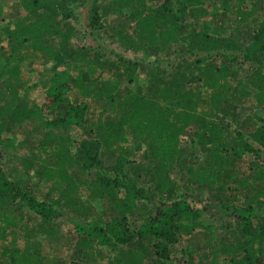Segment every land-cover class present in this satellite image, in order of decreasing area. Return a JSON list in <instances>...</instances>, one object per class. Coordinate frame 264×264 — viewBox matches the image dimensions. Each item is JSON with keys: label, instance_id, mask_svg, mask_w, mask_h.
I'll return each instance as SVG.
<instances>
[{"label": "trees", "instance_id": "obj_1", "mask_svg": "<svg viewBox=\"0 0 264 264\" xmlns=\"http://www.w3.org/2000/svg\"><path fill=\"white\" fill-rule=\"evenodd\" d=\"M218 1L93 0L89 27L96 33L112 30L121 47L144 53L156 50L162 61V54L177 55L176 65L164 74L156 67L109 60L101 54L94 57L85 48L81 51L75 45L80 32L74 22L80 0H0V82L9 78L3 86L8 91L0 88V150L18 148L13 132L22 123H42L45 180L62 192L78 185L73 173L91 172L93 198L121 212L108 228L99 218L87 222L73 218L53 201L39 200L12 169L0 165V242L8 241L0 245L3 264H45L44 241L56 237L62 222L69 224L78 240L76 252L64 264H84L91 257L92 262L94 250H107V255L115 252V264H120L124 247L136 238L152 240L150 254L158 260L156 264H196V252L186 243L205 228V215L218 222L233 218L241 239L261 240L255 222L264 220V190L247 201L235 187L234 170L237 162L248 163V172L255 174L253 181L261 182L264 189V120L254 117L251 127L240 129L228 119L239 102L253 95L251 90L257 108L264 109V18L257 21L264 16V0H233L240 7L239 22H253L248 41L235 31L227 35L211 27L208 19L222 8ZM6 9L8 19L3 14ZM124 17L133 22L131 33L125 27L117 30L119 23L112 24ZM197 20L202 21V31L191 27ZM113 27L119 32L114 33ZM46 38L54 39V45H46ZM29 49L66 67L53 71L43 93L44 107L21 99L20 66ZM240 59L255 66L256 72L253 80H247L251 82L239 81L234 88ZM102 72L106 77H99ZM143 77L147 81H136ZM119 82L144 83L148 91L142 94H147L120 96ZM193 83L212 91L211 110L220 114L216 119L199 122L201 117L194 110L199 95ZM74 91L81 99L70 97ZM91 100L103 109L94 123L87 119ZM196 123L200 129L192 139L193 162L187 177L194 184L228 192V196L217 194L215 201L208 195L196 201L187 191L179 196L180 189L170 179L183 164V137ZM125 127L133 138L130 146ZM75 132L79 138L72 136ZM145 149L147 161L140 164L134 154ZM249 181L242 178L241 184L251 189ZM241 248L226 249L230 259L225 264H264L263 250L259 248L260 255L248 250L243 254ZM83 251L91 252L88 260L83 259ZM232 255L236 256L232 259ZM140 261L143 257L136 262Z\"/></svg>", "mask_w": 264, "mask_h": 264}, {"label": "rangeland", "instance_id": "obj_2", "mask_svg": "<svg viewBox=\"0 0 264 264\" xmlns=\"http://www.w3.org/2000/svg\"><path fill=\"white\" fill-rule=\"evenodd\" d=\"M80 1L79 8L75 9L77 18L74 22L76 23L77 29H79L80 32L75 45H80L79 49L81 51H83L85 48L90 51L91 56L94 57L98 54H101L104 56V58H109V60L111 58L113 60L117 59L119 61L136 63L147 68L156 67L161 71L171 70L170 67L172 65L175 66V63L178 62L177 55L173 53L169 55H167V53L162 54V57H164V60L162 61L157 52H155L156 50L144 53L134 52L130 49L121 47L118 43L117 37L113 34V32H111L112 30H107V32L103 34L102 32L96 33L89 27V11L91 9L93 0ZM253 1L259 2L261 0H250V3H254ZM219 3L220 6H222L220 12L208 19L211 27L216 30L226 31L227 35L235 31L237 35H240L241 39L243 40L248 41L249 38L251 39L253 22L250 21L249 23H246V25L239 22V5L236 4V2H233V0L230 2L229 0H220L218 1V4ZM8 10L9 9L3 10V14L5 15L6 19H8V16H10ZM258 17L259 18L257 21H262L264 18V16ZM117 23L120 24L117 30H119L121 27H125V29L127 28V31H130L129 27L133 25V22H131L130 19H126V17L116 19L112 24H116L114 27H117V25H119ZM114 27V33H118L119 31H117ZM191 27H195L197 31H202V21L197 20L195 23L191 24ZM129 33H131V31ZM46 41V45H54L53 41L55 40L46 38ZM180 47L183 48L182 45H180ZM181 48L177 49L180 50ZM26 58L27 60L20 66L22 72L21 77L23 79V85L20 88L22 102L32 101V103H34L36 106L38 103L44 107L47 105V103L43 97V93L46 92L49 87L50 78L53 75V71H63V69L66 67L59 63V61L51 60L49 57L41 53L33 52L30 49L28 50ZM158 59L161 61L157 63ZM240 62L243 65H241ZM238 63V67L240 69L239 73L237 74L236 79L232 80V87L234 88L238 86L239 81H246L248 83L251 82L247 80H253V74L256 72V67H252L249 64H244V59H240ZM167 73L168 71H166L164 74ZM99 77L103 78L106 76L102 72L100 73ZM7 79L9 78L6 77L0 82V88L3 93L4 91H8L7 87L3 88ZM145 79L144 77L140 79L136 78V81H143ZM112 81L115 83V80H111L110 83H112ZM124 81H127L125 77ZM116 84L119 87L117 94L123 97L126 95L144 96L147 93L142 94V92L148 91L144 83L140 86L136 85L135 82H119ZM88 86L90 88L93 87L91 84H88ZM191 87H193V89H195L194 91L199 95L197 100V108L194 109L196 110L195 113L201 117L199 122H201L203 119H216L220 114L214 110H211L210 103L212 91L206 87H202V85L194 83ZM251 91L253 95L248 97V99L239 102L238 105L229 113L228 122L231 126L241 129L242 125L251 127L254 117L258 118L257 120H264V109L257 108L254 90ZM32 96L35 98L30 99ZM151 96L152 95H149V98H152ZM70 97H78L81 99L78 91L71 93ZM89 103L90 111L88 112L89 116L87 119L89 123H94L103 109L101 108V105L95 100H91ZM112 117L115 118V115H112ZM199 129L200 123H196V125L191 128L183 137L180 145L183 164L173 170L170 179L177 185L176 188L180 189V191H178L179 196L183 195L187 191L190 193V196L193 199H196V201L205 200V196L207 195L209 198L215 201V199L218 197L217 194L228 196V192L224 193L223 190H212L206 186L196 183L194 184L193 182H190L189 178L187 177V167L192 165L193 162L194 149L192 139L195 137V134ZM125 130V135L128 139V143L126 145L130 146L133 144V138L129 129L127 128ZM45 132L46 130L42 123H22L13 132L18 148L12 152L0 150V165L6 169H12L17 174V179L23 185H28L39 200L53 201L56 203L59 209L66 211L71 217L76 218L75 216H77L79 219L86 222L99 218L98 220L100 224L108 228L110 224L115 223L119 219L121 212L111 211L107 207V201L103 202L99 199L93 198V195H91V190L94 178L91 172L82 173L78 171L73 173V178L76 180L78 185L72 184L70 185L71 189L66 188L62 192L59 191L56 186H54L53 182H47L45 180L42 163V159L45 156L40 150V144L44 140L46 134ZM78 135V132H75V134L72 136L79 138ZM147 155L148 152L145 149L140 152H136L134 154V159H136L138 163L143 164L147 161ZM50 160L52 161L53 159L50 158ZM48 162L49 161H47V163ZM248 170H250L248 163L241 161L236 163L234 173L237 175V184L235 187L239 188V193L243 198H245L247 201H252V196L264 189L263 186H261V182L255 183L253 181L255 176L254 172L249 173ZM245 177L249 178V182L253 186L251 189L245 188V186L241 184V179ZM261 194L264 195V193ZM148 209L151 212L152 206L149 205ZM202 220L204 222L205 228L188 237L186 243L194 252H196V264H225V259H230L229 253L226 250L229 247L238 250L239 248L243 247V254H245L246 250H248L252 254L260 255L261 253L259 248L264 251V231L260 230L261 227H264V220L261 219L255 222V225L258 228V234L261 236L263 235L262 238H257L261 239L258 242L256 239H241L239 236L240 233L238 230V223L233 218H225L223 222H218L215 221V219H211L205 215L203 216ZM69 227L70 226L68 223L62 222L58 226L56 237L52 239H45L43 247V257L45 264H64L68 262L70 257L76 252L75 245H77L78 240ZM19 241L22 240L20 239ZM7 242L8 241L6 240L2 241L0 242V245H5ZM259 242H262V245ZM151 245L152 240L150 239L136 238L130 245L124 247L125 256L121 260L120 264H156L158 260H156L150 254ZM106 251L107 250L92 251V256H95V259L92 260V262H89L92 257L88 260V258L91 256V252L83 251V259L88 260L85 261L84 264H115L116 253L113 252L107 255ZM235 256L236 255H232V259ZM140 257H143V262H136ZM0 264H3L2 258H0Z\"/></svg>", "mask_w": 264, "mask_h": 264}]
</instances>
